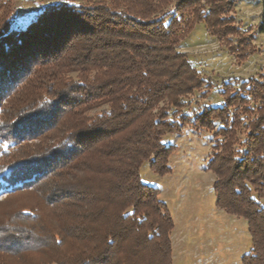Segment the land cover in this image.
<instances>
[{
	"label": "trees",
	"instance_id": "obj_1",
	"mask_svg": "<svg viewBox=\"0 0 264 264\" xmlns=\"http://www.w3.org/2000/svg\"><path fill=\"white\" fill-rule=\"evenodd\" d=\"M73 1L12 29L11 0H0V162L27 149L25 160L0 165V197L35 187L56 212L71 204L64 233L16 231L25 250L70 239L74 257L53 264H171V216L139 171L147 162L169 173L172 147L162 139L191 125L214 131L207 170L216 208L247 223L243 264H264V82L224 85L221 106L184 113L202 85L178 50L195 24L219 42L235 38L230 48L243 58L253 52L251 37H237L230 3ZM79 166L81 184L60 180Z\"/></svg>",
	"mask_w": 264,
	"mask_h": 264
},
{
	"label": "rangeland",
	"instance_id": "obj_2",
	"mask_svg": "<svg viewBox=\"0 0 264 264\" xmlns=\"http://www.w3.org/2000/svg\"><path fill=\"white\" fill-rule=\"evenodd\" d=\"M226 1L230 3L229 15L234 19V26L241 33L238 39L251 37L249 42L253 52L243 58L239 56L241 51L230 48L235 44V38L219 42L208 34L203 22L192 27L178 47L180 52L187 54L191 65L202 77V85L187 99L189 106L184 110L191 118L203 108L221 106L224 85H229V91H234L241 83L250 80L264 82L261 2ZM11 3L14 8L10 19L12 29L24 27L49 5H77L73 0H11ZM249 103L252 104L251 101ZM5 119L0 118V125ZM217 127L216 123L215 129ZM213 133L194 129L191 125L182 127L177 133H167L162 142L172 147L168 157L170 172L156 175L147 162L140 167L141 183L158 189V199L165 204L173 222L171 264H243L242 258L251 248L246 221L215 206L214 177L207 170L212 155L211 145L216 141ZM25 150L16 151L1 160L0 165L25 160ZM80 167L60 180L65 184H81L78 180L81 178ZM34 188L0 197V264H53L63 258H72L78 246L66 239L59 249L44 243L45 248L25 250L20 239L22 236H17L16 231L31 229L40 234L64 233L71 222L70 202L65 210L56 212L45 206ZM22 212L28 213V219L18 217ZM33 216L36 218L32 219Z\"/></svg>",
	"mask_w": 264,
	"mask_h": 264
}]
</instances>
